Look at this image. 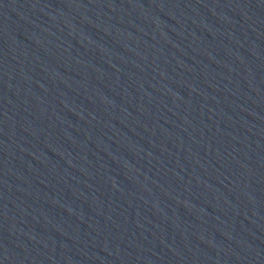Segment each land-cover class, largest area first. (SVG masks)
<instances>
[{"label": "water", "instance_id": "water-1", "mask_svg": "<svg viewBox=\"0 0 264 264\" xmlns=\"http://www.w3.org/2000/svg\"><path fill=\"white\" fill-rule=\"evenodd\" d=\"M0 264H264V0H0Z\"/></svg>", "mask_w": 264, "mask_h": 264}]
</instances>
